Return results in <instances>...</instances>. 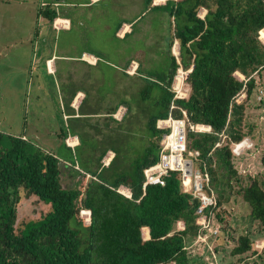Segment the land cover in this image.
Listing matches in <instances>:
<instances>
[{"label":"trees","instance_id":"obj_1","mask_svg":"<svg viewBox=\"0 0 264 264\" xmlns=\"http://www.w3.org/2000/svg\"><path fill=\"white\" fill-rule=\"evenodd\" d=\"M153 1L148 0V5ZM160 8L175 21L171 48L177 39L183 68L193 67L189 98L174 100L171 87L179 65L172 54L168 72L162 76L164 86L159 97L153 98L148 145L131 166L107 174L109 182L105 171L117 167L119 154L114 151L108 166L104 167V161L113 150L103 151L94 174L82 171L86 185L66 189L57 156L23 137L0 132V264H205L203 258L190 254L202 228L197 213L200 201L183 191L180 173L166 177L165 186L143 189L144 170L158 162L160 142L168 132L157 127L158 121L170 113L183 117V111L190 123L212 128L211 132H189L187 137L189 150L200 154L197 166L207 165L217 196L216 207L206 209L204 215L218 210L219 218L221 207L238 188L235 194L243 198L248 216L259 222L261 230L254 236L248 230L236 237L223 222V231L235 241L231 256L239 257L238 262L258 254L256 244L264 240V180L257 175L240 176L231 146L251 136L254 126L245 123L247 102L258 86L264 87L260 39L264 0H167ZM203 9L207 10L204 19L199 16ZM42 16L54 22L57 13L48 6ZM152 84H145L140 93L145 102L153 97ZM243 94L246 99L238 103ZM60 136L65 141L68 135ZM6 138L11 146L3 149ZM261 165L264 168V151ZM122 187L130 190L131 198L121 193ZM27 203L24 212L22 206ZM82 210L91 211L90 224L81 216ZM220 221H226L223 215ZM144 228L150 231L149 239Z\"/></svg>","mask_w":264,"mask_h":264},{"label":"rangeland","instance_id":"obj_2","mask_svg":"<svg viewBox=\"0 0 264 264\" xmlns=\"http://www.w3.org/2000/svg\"><path fill=\"white\" fill-rule=\"evenodd\" d=\"M43 1L0 0V22L5 25L3 30L7 34L14 32L25 38L27 25H38L35 10L41 7ZM60 1L65 3L67 0ZM146 1L101 0L92 8L61 6V9L68 11L72 30H46L40 22V34L34 37L37 39L35 49L28 45H7L11 38L2 39L0 132L13 137L26 134L35 147L57 156L62 162L66 189L87 184L82 171L94 174L99 168L98 161L103 151L113 150L119 154L117 167L105 171L104 177L109 182L107 174H115V171L131 166L148 145L150 133L147 124L155 108L153 98L159 97L161 86H164L162 76L168 72L171 55L175 56V49L171 48L175 21L168 12L148 7ZM68 2L76 3L75 0ZM156 3L161 4V0ZM125 23L131 24L132 32L123 39L116 33ZM11 24L17 26V32L8 29ZM260 39L264 43V31H261ZM19 48L20 51L30 49V57L25 54L14 56ZM83 53L97 57V64L89 65L79 60ZM49 58H53L54 73L47 72L46 60ZM131 59L139 60L141 68L136 76L126 78L123 72ZM239 77L244 79L242 75ZM148 83H153L154 91L152 99L145 102L140 93ZM187 86L189 93L191 86ZM78 92L83 93L85 99L78 110H72L71 101ZM245 99L246 95L243 94L239 101ZM120 104L131 111L127 109L120 117L117 114L116 121L110 117L109 111ZM245 116V123L254 128L251 136L246 137L247 141L249 139L248 148H242L241 153L235 156L234 168L244 179L246 174H250L264 180L261 165L264 151V87L258 86L254 90L251 100L247 102ZM62 134L78 136L80 145L74 149L68 148L60 136ZM10 146V140L6 138L2 148L8 149ZM231 191L227 188V192ZM235 191L229 202L221 207L219 218L216 215L218 210L212 213V227L206 232V237L194 241L190 247V254L194 258H203L205 264L210 263L213 255H217L213 259L215 264H264V240L256 244V247H261H255L258 254L246 255L244 262H238L239 257L231 256L235 241L223 231L224 223H228L236 237L248 230L254 236L261 230L259 222H252L247 204ZM22 207L25 212L28 203ZM222 215L226 221H220ZM217 231L221 235L212 233ZM216 247L220 248L219 252Z\"/></svg>","mask_w":264,"mask_h":264},{"label":"built area","instance_id":"obj_3","mask_svg":"<svg viewBox=\"0 0 264 264\" xmlns=\"http://www.w3.org/2000/svg\"><path fill=\"white\" fill-rule=\"evenodd\" d=\"M55 24L58 25L59 23L56 22ZM137 71L138 64L133 63L131 69L128 71V74L136 75ZM191 72V69H178V72L171 87V91L175 94L174 100L189 98L191 91H189L188 93L187 84H189L188 78ZM237 102L240 103L239 100ZM174 108L175 104L173 101L171 104V109ZM119 113H121V111ZM157 127L161 130H166L168 132H166L161 139V149L159 152L158 162L144 170L145 183L143 189L145 190L148 185L165 186L166 177H168L172 172L180 173L183 190L185 192H190L195 199H198L200 201V207L197 213L201 215L198 220V223L202 226V228L196 239L198 241L206 237V232L208 233V230L212 227V213L209 217L205 216L204 213L206 209L210 207H216L217 196L215 195L214 189L211 186V175L209 173L207 165L204 164L203 168H199L197 166L200 154L198 151L189 150L187 137L189 132H211L212 128L211 126L190 123L186 111H183V117L180 118H175L170 113L168 118L160 119L158 121ZM225 138L226 137L223 136V139ZM248 141L247 139H245L240 143L232 144L231 148L235 156L241 153L242 148L245 147L244 150L248 148ZM67 144L74 148L78 145V142L73 139L72 141H67ZM219 145L220 144H218L217 146ZM114 157L115 153L110 152L108 157L104 161V166H108ZM123 194L128 198L132 197V193L130 191H127V193ZM81 216L85 219V222L87 224L91 223V211L82 210ZM179 226L180 229H183L181 223L179 224ZM212 233H214L215 236H218L220 231ZM149 238L150 236L147 233L145 239ZM216 239H218V237H216ZM256 248L261 247L257 245ZM211 251L212 253H214L213 250ZM216 256L217 255H213V257H210L211 261L209 264H215V261L213 259H215Z\"/></svg>","mask_w":264,"mask_h":264},{"label":"crops","instance_id":"obj_4","mask_svg":"<svg viewBox=\"0 0 264 264\" xmlns=\"http://www.w3.org/2000/svg\"><path fill=\"white\" fill-rule=\"evenodd\" d=\"M76 3H70L68 2V0L64 3V1H60V0H44L42 3H41V7L38 8L35 10V14H36V17L35 19L37 20L36 23L39 25V23L41 22L42 23V26L48 30L49 28H52V30L54 31H58L60 29L62 30H66V31H70L72 30V20L70 17H68V11L67 10H63L61 9V6H86V7H90L92 8L93 5H96L98 2H100L101 0H89L88 3H84L83 1L81 0H75ZM148 1V0H147ZM146 1V4L148 7H151L152 9H156V10H160L159 7H163L166 3H167V0H161V4L160 3H156L158 0H154L153 3L151 5H148V2ZM175 1H178V0H175ZM155 2V3H154ZM125 3V2H123ZM123 4L120 5V8ZM53 7L57 13V18L55 19L54 22H49L47 19H45L43 16H42V11L44 8L46 7ZM60 8V9H59ZM158 8V9H157ZM164 10V9H162ZM165 12H167L166 10H164ZM201 14H199V16L204 19V17L206 16L207 14V10H202L200 12ZM203 13V14H202ZM61 14H63L64 16H62ZM0 18H1V11H0ZM59 23L58 25H56L55 23ZM38 25H35L33 26L32 25H27L28 27V30L26 31L27 32V36L25 38H21L19 35H17L16 33L14 32H11L10 34H7L6 31L3 30V27L5 26L3 23L0 22V44H2V39L3 38H7V37H10L11 40L6 42V44H10V45H14V46H25V45H28V46H33V49H35V46L37 45V39H35L34 37L36 36H39L40 34V29H41V26L39 27ZM31 26H32V30H31ZM8 29H13L14 31H18L17 30V26L14 24L10 27H8ZM34 29V30H33ZM132 30H131V24H128V23H125L124 26L120 25V27L118 28L117 30V35L120 37V38H123L125 39L129 33H131ZM4 33V34H3ZM14 33V34H12ZM20 33V32H19ZM10 38H7V39H10ZM12 38H15L14 40H12ZM2 45H0L1 47ZM173 46L175 48H173ZM173 46H172V49L174 50V54H175V57L177 59V63L179 65V68H183L182 66V63H181V58H180V43L177 39H174V43H173ZM2 51V50H1ZM0 51V53H1ZM7 51V50H6ZM179 51V55L177 56V52ZM30 49H27L26 51H20V48L15 52L14 56H22V54H25V56L27 57H30ZM79 60L83 61V62H86L87 64L89 65H96L97 64V61H98V58L95 57L94 55L92 54H86V53H83V55L81 56V58H79ZM133 63H137L138 64V70L141 68V65H140V62L139 60L137 59H131L130 61L127 62V66H126V69L124 70V76L126 78H129V77H133V76H136V75H130L128 74V71L131 69ZM46 65H47V72L48 73H54L55 72V69H54V63H53V58H49L46 60ZM184 69V68H183ZM190 69H193V67H191ZM188 69V70H190ZM178 72V71H177ZM192 91V89H191ZM85 99V95L81 92H78L73 98H72V101H71V109L72 110H78V106L80 105L81 101ZM127 106L124 105V104H120L119 106H116L114 108H110V111H109V114H111L110 117L114 118L116 121L118 120L115 116L117 114L120 115H123L125 114L126 110L128 109V107L126 108ZM121 111V113H119ZM75 115H71V117H73ZM78 116V115H77ZM16 137H23L24 140H27L29 141L28 137L26 136V134L22 135V136H16ZM73 139L76 140V142H78V145H80V140H79V137L78 136H73V137H70L69 135L67 136V138L65 139V142H66V145L68 148L70 149H74V148H77L74 147L72 148L71 146H69L67 144V141H72ZM112 152V151H111ZM110 153V152H109ZM108 153V155H109ZM114 153V152H113ZM107 155V157H108ZM123 190H126V191H130L128 189H125L123 188ZM122 191V190H121ZM123 193H125V191H122ZM121 192V193H122ZM122 193V194H123ZM143 232H144V237L146 238L147 236V233L149 234L150 236V231L148 228H144L143 229Z\"/></svg>","mask_w":264,"mask_h":264},{"label":"bare ground","instance_id":"obj_5","mask_svg":"<svg viewBox=\"0 0 264 264\" xmlns=\"http://www.w3.org/2000/svg\"><path fill=\"white\" fill-rule=\"evenodd\" d=\"M122 191H125V193H127V191H126V190H122Z\"/></svg>","mask_w":264,"mask_h":264}]
</instances>
